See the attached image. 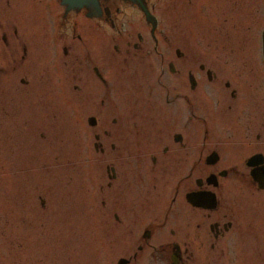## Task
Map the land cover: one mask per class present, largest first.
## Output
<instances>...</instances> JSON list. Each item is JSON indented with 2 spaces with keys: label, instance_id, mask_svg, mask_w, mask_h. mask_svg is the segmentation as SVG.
Here are the masks:
<instances>
[{
  "label": "flooded vegetation",
  "instance_id": "flooded-vegetation-1",
  "mask_svg": "<svg viewBox=\"0 0 264 264\" xmlns=\"http://www.w3.org/2000/svg\"><path fill=\"white\" fill-rule=\"evenodd\" d=\"M263 48L264 0H0V95L52 76L119 117L92 134L109 264H264Z\"/></svg>",
  "mask_w": 264,
  "mask_h": 264
},
{
  "label": "rangeland",
  "instance_id": "rangeland-1",
  "mask_svg": "<svg viewBox=\"0 0 264 264\" xmlns=\"http://www.w3.org/2000/svg\"><path fill=\"white\" fill-rule=\"evenodd\" d=\"M157 15H163L162 8ZM41 77L33 86L40 93L29 99L20 85L11 95H0V264H109L108 250L99 246V207L89 216V190L96 191L104 173L92 134L119 117L110 109L80 111L85 108L81 95L69 112V99L59 94L53 77ZM89 115L96 119L94 127L86 124ZM122 118L129 119L127 113ZM110 142L102 139L105 151ZM96 193L92 198L98 204Z\"/></svg>",
  "mask_w": 264,
  "mask_h": 264
},
{
  "label": "water",
  "instance_id": "water-1",
  "mask_svg": "<svg viewBox=\"0 0 264 264\" xmlns=\"http://www.w3.org/2000/svg\"><path fill=\"white\" fill-rule=\"evenodd\" d=\"M95 0H61V2L63 4H65L67 6V8L69 7H80L82 5L84 6H88L89 2H93L94 3ZM264 51V48H263ZM87 122L89 124H93L94 123V118L93 117H88L87 118Z\"/></svg>",
  "mask_w": 264,
  "mask_h": 264
}]
</instances>
